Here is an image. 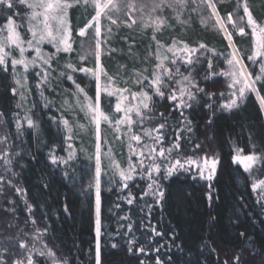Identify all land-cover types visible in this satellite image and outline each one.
I'll use <instances>...</instances> for the list:
<instances>
[{
  "label": "trees",
  "instance_id": "obj_1",
  "mask_svg": "<svg viewBox=\"0 0 264 264\" xmlns=\"http://www.w3.org/2000/svg\"><path fill=\"white\" fill-rule=\"evenodd\" d=\"M12 2V9L0 5V47L5 52V63L0 64V116L5 125L8 165L11 166L9 177H5L7 180L0 189V264H28L29 261L31 264H51L52 261L97 264V139L89 124V115L80 110V105L86 103L84 94H79L80 104L75 95L78 84L95 103L96 81L90 75L66 68L72 64L74 69H97L93 55L97 37L93 35V28L87 29L84 37L78 35V30L92 20L96 11L91 3L85 5L81 0L77 5L76 0H67L73 5L67 10L72 51L57 53L56 47L45 41L39 45L41 53L45 54V59L55 53V59L46 65L37 57L25 70L21 64L12 63L14 52L9 51L7 40L9 18L18 27L20 40L24 42L26 62L36 57L35 48L27 45L32 39V28L38 32L41 26L38 20H29L32 12L29 5L33 0ZM113 2L120 5V11L109 5L101 15L103 52L99 64L103 72L112 77L110 90L116 92L112 96L105 94L103 88L107 81L102 73L100 108L112 123L103 120L100 123L99 264H264V184L254 187L264 181V116L251 91L238 101L237 108L222 107L225 98L220 94L224 92L225 67L232 49L212 8L205 0H187L186 6H165L153 12V0H127L135 5L133 11L125 8L121 0ZM212 3L231 33L239 57L255 78L260 70V58L252 67L248 57L255 50L254 36L243 5L247 4L258 25H264V0H212ZM199 6L207 14V23ZM229 13L235 22L243 18L239 27H243L244 34H238L234 29L236 25L229 23ZM157 17L165 21L158 31L154 23ZM53 32L55 34L54 23ZM173 40L177 41V49L183 47L179 43L183 41L190 49H199L202 44L209 51H196L193 55L199 57V63L188 65L181 59L186 53L167 51ZM78 54L86 55V59L80 60ZM160 60L164 62L163 67L157 68ZM208 61H211V69ZM177 68L184 76L191 75L195 85L204 89L196 94L190 108L182 110L183 116L177 107L179 90L188 82L177 74ZM168 70L171 76L167 75ZM45 71L47 80L43 79ZM154 71L160 73L164 81L163 98L149 87ZM18 74H24L25 105L30 107L32 126L25 121L16 83ZM69 75L72 80L67 79ZM140 76L146 79L137 83ZM255 87L259 96L264 97V84L257 83ZM122 89L126 91H119ZM172 90L178 97L176 101L170 99ZM191 90L197 91L196 87ZM142 92L152 98L151 112L141 108L145 118L143 123H138L140 117L134 106L140 104L141 97L134 98L132 94ZM117 104L120 112H116ZM129 108L133 109L129 113L133 121L130 129L126 123L116 124ZM184 117L191 122V132L187 131ZM64 120L69 121L71 132ZM160 124L166 125L162 130V146L171 147L179 137V149L171 155L159 156L161 145L157 144L155 156L149 157L144 149L145 155L140 158L136 153L144 145L154 143L145 132ZM133 134L141 136L140 141L131 140ZM70 152L71 159L68 158ZM237 152H258L262 155L261 162L254 169L246 170L237 161ZM52 155L60 158L57 163L52 162ZM201 155L218 161L211 181L197 176L192 168L164 178L166 168L175 163V159L185 163V158L196 160ZM110 159H114L125 175L129 174V162L136 165L143 159L144 163L135 168L131 173L133 178L126 181L127 187H124L125 181L119 171L110 166ZM153 161L160 166V172H152L149 177ZM153 180L158 181L164 193L162 199L152 195L156 186L150 189L149 185ZM129 199L132 203H128ZM21 225L37 236L36 245L18 246L13 242L14 231L10 230Z\"/></svg>",
  "mask_w": 264,
  "mask_h": 264
},
{
  "label": "snow or ice",
  "instance_id": "obj_2",
  "mask_svg": "<svg viewBox=\"0 0 264 264\" xmlns=\"http://www.w3.org/2000/svg\"><path fill=\"white\" fill-rule=\"evenodd\" d=\"M21 3H25L26 0H20ZM121 2L124 4L125 8H130L133 11H135V5L133 3H128L127 0H121ZM208 7L212 8L213 15L216 17V22L219 25L220 29H222L225 33L226 38L230 42L229 46L232 47V52L228 54L227 58V64L229 65V71L224 73L225 75H228L232 83L230 85L231 88L236 89L235 91H232L229 96V100L227 103L222 105L225 109H233L237 108L238 100H242L246 91L251 92H257V95L259 96V93L255 87L257 83L264 84V27L259 26L256 21L253 19L251 12L248 10V6L245 3L243 5L244 11L247 13V24L252 29V35L256 37L255 40V50L251 56L248 57L250 61H252L254 64L257 63V58L259 59V73L255 78L252 77V74L248 72L247 66L243 64L242 59L239 58V52L237 49H235L234 46L231 44V33L227 31V29L224 27L223 22L220 20L219 15L216 12V5L212 3V0H205ZM77 5L81 3V0H76ZM83 3L85 5L91 3L92 7L96 11V15L92 17V20L88 21V23L85 25L84 28L79 29L78 35L80 37H84L86 34L87 29L93 28V35L94 37L100 36V26H99V18L104 11V9L108 8L109 5L112 6V8L115 11H120V5L118 3H114L113 0H107L106 3H101V0H83ZM187 0H159V2H156V0H153L152 3V11L155 12L157 9H162L163 7L167 6L169 8L173 7L174 5H180V6H186ZM0 5H5L8 9H12L14 7L12 0H0ZM73 5L68 3L67 0H33V2L29 5V7L32 9L31 16L29 17L30 22L32 20H38L39 25V31L35 29V27L32 28V39L27 41V45L29 48H35L36 50V57L33 58V61L26 62L23 58L24 52L26 49L24 47H20L23 41L20 40L19 34L15 31L14 27V21L9 18V22L7 25V31H8V37L7 40L10 41L12 44H15L20 51L21 59L20 60H12L13 64H22L27 70L29 63H35L36 58L38 57L41 61H43L44 64H50L53 59H55V53L48 55V58L45 59V54L41 53L39 45L43 44L45 41H47L49 44H53L56 47V52L59 53L61 51L65 53H69L72 51V45H71V31L68 25L67 20V10L68 8L72 7ZM39 10V11H38ZM130 14V13H129ZM108 19L115 24L116 21L112 20L111 16H108ZM243 19V18H241ZM228 20L232 21V16L229 13ZM93 21H95V26H93ZM53 23L55 24V34L53 32ZM136 21L133 20L132 24H135ZM155 23V30L158 31L163 24H165V21L161 19L160 17H157ZM132 24H128V27H131ZM31 26V24H30ZM147 26V25H145ZM109 29V33H110ZM239 32L241 34H244L243 27L239 28ZM153 40H155V35L153 36ZM35 41V43H33ZM106 43V41H105ZM183 45L182 48L177 49L176 44L177 41L173 40V43L171 46L167 48V51L169 52H184L186 53V56L181 57V59L184 60V62L188 65H192L194 62L199 63V57H194V53L198 50H204L205 52L209 51L205 45H200L199 49H190L187 44H184L183 41L179 42ZM157 45L159 47V42L157 41ZM0 52H3V47H0ZM79 55L80 60H85L86 55ZM93 55L96 59V61H99V57L101 55V41L99 39L95 40V48ZM157 59H160L159 56H157ZM166 59V58H165ZM175 60H173V63ZM5 59L3 55H0V64H4ZM163 60H160V63L156 66L157 68L163 67ZM212 64L211 61H208V68L211 69ZM67 69H73L74 71H80L87 75L92 76L96 81V99L95 103H93V100L91 97L87 96V93H84V89L80 88V86L77 84L76 89L77 92L75 95H77V104H80L79 100V94H84V99L86 103L80 105V110L85 111L90 119L89 124L93 126V130L96 134V139L99 141L100 138V123L101 121H105L109 124L112 123V121L109 119V117L101 110L100 108V76L103 73L105 76V79L107 83L104 85L103 91L107 96H112L115 94L116 90L111 89V85L113 84L112 77H109L107 73L103 72L102 67L98 65L96 70L93 69H87V68H80V69H74V66L72 64L66 65ZM177 74L182 76L183 81H187L188 83L184 85L179 90V104L177 107L181 109V116H183V109L190 108L192 106L191 102L195 101V97L197 93L204 92V89L199 88L195 85L191 75L184 76L182 73H179V69L176 70ZM39 75V74H38ZM167 75L171 76V70L167 71ZM48 73L45 71L43 73V79L47 80ZM67 79L72 80V76H67ZM146 79L145 77L140 76L137 80V83H142V81ZM17 84H20V81H16ZM75 83V81H73ZM239 85V87H237ZM150 88H154L155 92L154 94L157 95L160 98H163L164 92L161 91L162 87H165L164 81L160 75V73L155 72L153 73V78L150 81L149 84ZM196 87L197 91L194 93L191 88ZM15 91V89H13ZM119 91H126V89H122ZM238 93V95H237ZM133 97L135 98L137 95L141 97L140 104L135 107V113L138 117H140L138 123H143L144 116L141 114V108L149 110L151 112L150 108V101L151 97L147 94V92L142 93H133ZM207 96H211V93H205ZM220 95H224L221 93ZM187 96V99L184 97ZM126 98V97H125ZM170 99L173 101H176L178 99L175 90H172L170 93ZM260 102L264 104V97H260ZM211 107V105H209ZM133 109L129 108L124 110L125 116L121 119L116 121V124L119 125L121 123H126L129 126V129L131 128V125L133 124V121L131 119V116L129 115L130 112H132ZM121 108L120 105H116V112H120ZM161 117H163V114H160ZM150 118V117H149ZM184 120L187 122V131L191 132V126L190 121H187V118L184 117ZM27 123L29 126L33 125V121L30 118H27ZM64 125L68 128V131L71 132L72 129L69 127V121L64 120ZM19 127V124L17 125ZM82 127V126H81ZM166 128L165 124H160L157 128L151 129L149 131L145 132V135L148 136L150 139L154 141L152 145H144L143 148L138 151L136 154L144 157L145 152L144 149L147 150L148 156L153 157L156 155V145L160 144V150H159V156H165V153H168L169 155L172 154V152L176 149H179L180 144L178 142L179 137L177 138V142L173 143L171 147L164 148L161 144V142L164 139L163 131ZM117 131L119 129L117 128ZM155 133V135H153ZM71 139V137H69ZM133 141H140L141 136L133 134L130 137ZM97 151L95 155L96 159V237H97V245H96V252H97V264H99V237H100V230H101V220H100V182H99V176H100V146L99 143H97ZM196 148H199V145H196ZM129 149L132 151L131 143H129ZM109 152H111V149H109ZM69 159L72 158L71 152L69 153ZM60 158L56 157L55 155L51 156V160L53 163H57V161ZM237 160L247 161L249 163L245 164V167H250L251 162H254L256 160V157L254 156H247V157H241L237 155ZM131 158H129V161ZM64 163H67V161H63ZM144 163L143 159L137 162L136 165L131 164L129 162V174L125 175V172L123 170L119 169L118 164L114 161V159H110V166L115 169L116 171H119L120 177L125 181L124 187H127L126 181L131 180L133 177L131 175L132 172L135 171V168L139 165H142ZM218 161L215 158H209L207 156L200 158V160H194L191 157L185 158V163H181L180 159H175V163L171 164L170 167L166 168L165 170V177L167 178L173 173H176L183 169L184 171H190L192 166H195L198 171L196 173L197 176L200 178L206 179L211 181L215 172H216V165ZM185 164L188 165V167H185ZM152 172L159 173L160 172V166L156 164L154 161L151 165V168L148 170V175L151 177ZM261 184H264V181H260L258 185H254V187H257ZM153 185H155V191L152 192V195L158 197L159 199H162L164 196L163 191L160 190V186L158 184L157 180H153V183L149 185V188H153ZM209 199H211V194L209 195ZM128 203H132V200L129 199ZM155 231V229H153ZM157 235H160V233H157ZM140 251H143L141 248ZM239 260V257L236 258ZM19 264V262H18ZM29 264H31V261H29Z\"/></svg>",
  "mask_w": 264,
  "mask_h": 264
},
{
  "label": "rangeland",
  "instance_id": "obj_3",
  "mask_svg": "<svg viewBox=\"0 0 264 264\" xmlns=\"http://www.w3.org/2000/svg\"><path fill=\"white\" fill-rule=\"evenodd\" d=\"M107 2V1H106ZM106 2H101V3H106ZM199 9H200V12L202 13V15L205 13V11L203 10L202 6H199ZM39 11V10H38ZM102 15V14H101ZM204 17V20L205 22L207 23L208 22V19H207V14H204L203 15ZM101 16L99 18V26H100V36L97 37L96 39H99L101 41ZM216 20V19H215ZM241 20L242 19H238V22H235V20L232 18V21H229L230 24L232 25H236L237 28H234L235 31L238 33V34H241L239 32V26L241 25ZM94 23H96L95 21H93ZM92 22V23H93ZM261 27H264L263 24L259 25ZM15 31L19 34L18 30H17V26L15 25ZM225 27V26H224ZM6 28V27H5ZM220 28V27H219ZM81 29V28H80ZM227 29V28H226ZM79 31V30H78ZM227 31L229 32V30L227 29ZM87 32V31H86ZM224 32V31H223ZM8 34V33H7ZM9 35V34H8ZM225 35V33H224ZM8 37V36H7ZM19 38L20 35H19ZM227 39V38H226ZM255 40H256V37H254V43H255ZM23 43L20 45V47H22ZM9 51H13L14 54L12 53V56H13V59L15 60H20L22 57H21V54H20V51H19V48L15 45V44H12L10 41H9ZM17 52H16V51ZM102 52H103V48H102V43H101V55H102ZM4 48H3V52H0V55H3L4 56ZM101 55L99 57V61L97 62V66L99 65L100 66V58H101ZM23 58H24V55H23ZM240 58V57H239ZM241 59V58H240ZM258 59V58H257ZM244 64V63H243ZM16 65V64H15ZM17 65H20V64H17ZM245 65V64H244ZM256 65L252 62V67ZM22 68H23V65L21 64ZM248 70V69H247ZM229 71V65L226 64V67H225V73ZM25 72V70L23 71V73ZM249 72V71H248ZM18 80L20 81V84H18V90L20 92V95L22 97V105L24 106L23 107V113H24V117H25V121L27 122V118H30V107L29 105H25L26 104V94L24 92V89H25V79H24V74L22 75H19L18 74ZM224 78H225V82L223 83V96L225 98V103H227V101L229 100L230 96L229 94L232 92V91H235L236 89L234 88H231L230 85L232 83V80L231 78L228 76V75H225L224 74ZM100 82V81H99ZM237 87H239V85H237ZM247 92V91H246ZM101 94V92H100ZM238 95V93H237ZM259 97V104H260V107L262 109V112H263V116H264V104H262L260 102V96ZM244 98V97H243ZM239 101V100H238ZM28 104V102H27ZM100 133H101V128H100ZM97 143H99V146H100V176H99V182H101V175H102V163H101V143H100V138H99V141H96V146H97ZM8 150H9V145H8V141H7V135H6V131H5V125L3 123V120L0 116V189H2V185H4V180H7L5 177H9L8 176V170L10 171V168L11 166L8 165ZM96 151H97V147H96ZM96 155V153H95ZM237 155L241 156V157H247V156H254L256 157V160L254 162H251L250 164V167H245V164L246 163H249L247 161H242V160H237L238 162L241 163V165L246 169V170H252L254 169V167L259 164L261 162V159H262V155L258 152H252V153H248V154H243L241 152H237ZM236 155V157H237ZM203 155H201V157L197 158L196 160H200V158H202ZM140 158H142L140 156ZM96 161V160H95ZM192 169L195 170L196 172L198 171V169L195 167V166H192ZM6 189V188H5ZM95 189H96V183H95ZM2 191V190H1ZM0 191V192H1ZM2 193H6L5 191H3ZM1 198V196H0ZM9 200V199H8ZM2 201H4L3 197H2ZM95 203H96V200H95ZM1 206L3 207H6L4 206L3 204H1ZM8 209V207H7ZM27 227H25L24 225H21L19 227L16 228V226H13L11 228L10 231H14V234H12L11 238L14 241H16V243H18V246H25L24 244L26 243L28 247H31L33 245H36L37 244V236L34 235V233H32L31 231L28 232L26 230ZM96 228V227H95ZM39 240V239H38ZM29 255H27L28 257ZM100 257V255H99ZM29 264V263H28ZM51 264H58L57 262H54L52 261Z\"/></svg>",
  "mask_w": 264,
  "mask_h": 264
},
{
  "label": "water",
  "instance_id": "obj_4",
  "mask_svg": "<svg viewBox=\"0 0 264 264\" xmlns=\"http://www.w3.org/2000/svg\"><path fill=\"white\" fill-rule=\"evenodd\" d=\"M227 41H228V39H227ZM229 42V41H228ZM229 44H230V42H229ZM231 44H232V46H234L233 45V43H232V40H231ZM231 49H232V47H231ZM233 50V49H232ZM254 93V95L257 97V99L259 100V97H258V95H257V92H253Z\"/></svg>",
  "mask_w": 264,
  "mask_h": 264
},
{
  "label": "bare ground",
  "instance_id": "obj_5",
  "mask_svg": "<svg viewBox=\"0 0 264 264\" xmlns=\"http://www.w3.org/2000/svg\"><path fill=\"white\" fill-rule=\"evenodd\" d=\"M263 108H264V106H263Z\"/></svg>",
  "mask_w": 264,
  "mask_h": 264
}]
</instances>
